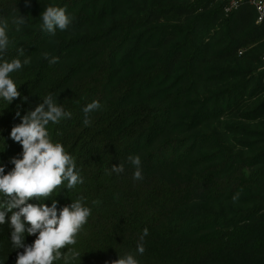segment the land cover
Wrapping results in <instances>:
<instances>
[{"label":"trees","instance_id":"trees-1","mask_svg":"<svg viewBox=\"0 0 264 264\" xmlns=\"http://www.w3.org/2000/svg\"><path fill=\"white\" fill-rule=\"evenodd\" d=\"M229 1L0 0L3 58L30 60L10 74L21 96L0 99V166L7 174L22 158L11 129L51 94L72 115L49 133L83 183L29 203L57 200L59 210L83 197L92 210L54 264H111L136 254L145 228L140 264H264V24L246 1L227 15ZM47 6L66 9L67 30L43 29ZM93 100L101 107L85 126ZM120 164L123 173L109 174ZM10 232L0 225V264L24 251ZM37 235L25 233V244Z\"/></svg>","mask_w":264,"mask_h":264},{"label":"clouds","instance_id":"clouds-1","mask_svg":"<svg viewBox=\"0 0 264 264\" xmlns=\"http://www.w3.org/2000/svg\"><path fill=\"white\" fill-rule=\"evenodd\" d=\"M43 29L55 35L57 29L65 31L72 20L66 9L57 6H47L41 14ZM20 26L26 23L21 15L13 19ZM7 23H0V99L10 104L21 96L17 84L10 74L19 71L24 65L30 63L28 58L23 62L19 57L4 59L8 50L9 37L7 35ZM20 56L24 55V49H18ZM49 63L58 62V57L44 53ZM25 101L27 97L24 98ZM100 102L93 100L83 108L85 126L91 124L89 114L100 109ZM16 115L19 117L20 113ZM71 112L65 111L58 105L51 94L43 99V102L34 110L21 117V123L12 127L10 137L22 146V158H13L11 163L14 168L5 174V169L0 166V194L7 199L3 201L0 210V225L6 222L11 228V241L16 249L23 248L18 253L16 264H54V261L64 256L63 249L69 245H75L77 236L87 224L92 214L90 207L84 205L83 197L72 201L70 205L58 210L57 200L47 204L29 203L30 200L43 201L67 182V188L73 189L77 184H82L83 179L76 170V162L60 142H54L48 125L59 124L63 119L71 118ZM128 161L134 166L133 179L142 180L141 159L139 155H130ZM124 165H113L111 173L121 174ZM239 198V193L233 196V201ZM93 203H96L95 201ZM18 209V211H13ZM11 213L10 221L6 220L7 213ZM25 233L37 235L31 245L25 244ZM148 235V229H143L140 242L136 247V254L132 252L119 256L111 264H140L137 255H143L145 247L144 237ZM73 258L79 253H73Z\"/></svg>","mask_w":264,"mask_h":264},{"label":"built area","instance_id":"built-area-1","mask_svg":"<svg viewBox=\"0 0 264 264\" xmlns=\"http://www.w3.org/2000/svg\"><path fill=\"white\" fill-rule=\"evenodd\" d=\"M244 1L256 10L257 24H264V0H230L225 7V13L228 15L238 10Z\"/></svg>","mask_w":264,"mask_h":264}]
</instances>
